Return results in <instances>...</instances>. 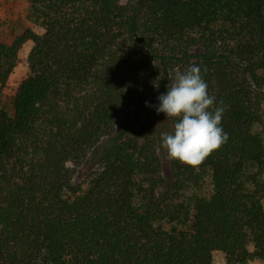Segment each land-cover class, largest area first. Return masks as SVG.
I'll return each mask as SVG.
<instances>
[{
  "label": "trees",
  "instance_id": "obj_1",
  "mask_svg": "<svg viewBox=\"0 0 264 264\" xmlns=\"http://www.w3.org/2000/svg\"><path fill=\"white\" fill-rule=\"evenodd\" d=\"M27 17L42 31L0 36V88L33 42L0 105V264L264 259V0H29ZM190 64L227 106L228 140L198 167L160 148L173 119L155 108ZM130 111L142 142L113 135ZM207 176L208 197L186 195Z\"/></svg>",
  "mask_w": 264,
  "mask_h": 264
},
{
  "label": "clouds",
  "instance_id": "obj_2",
  "mask_svg": "<svg viewBox=\"0 0 264 264\" xmlns=\"http://www.w3.org/2000/svg\"><path fill=\"white\" fill-rule=\"evenodd\" d=\"M206 71V69H205ZM167 91L161 93L155 106L157 113L173 119L172 130L160 133V148L166 150L171 160L191 167H198L228 140L222 127L227 108L215 95L209 94L208 84L201 68L190 64L183 71L179 68L168 75ZM158 88L159 84L154 83ZM146 106L148 102H146Z\"/></svg>",
  "mask_w": 264,
  "mask_h": 264
},
{
  "label": "rangeland",
  "instance_id": "obj_3",
  "mask_svg": "<svg viewBox=\"0 0 264 264\" xmlns=\"http://www.w3.org/2000/svg\"><path fill=\"white\" fill-rule=\"evenodd\" d=\"M29 0H0V36L6 43L11 44L15 36L26 28L36 32L42 29L28 19ZM33 47L31 40L22 44L16 57V65L3 88H0V105L12 112L14 110L15 98L20 85L29 75V54ZM163 121V120H162ZM147 119L143 111L135 113L130 111L118 119L114 137H133L142 142L147 136ZM169 131V124L163 121L158 125V135L161 132ZM167 172V171H166ZM213 191L211 176L196 187L186 190L187 196L208 197ZM165 227H170L166 225ZM212 264H227L225 255L222 252H215ZM246 264H264V259L255 258Z\"/></svg>",
  "mask_w": 264,
  "mask_h": 264
}]
</instances>
